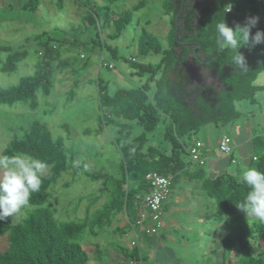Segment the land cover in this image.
Instances as JSON below:
<instances>
[{"label":"trees","instance_id":"16d2710c","mask_svg":"<svg viewBox=\"0 0 264 264\" xmlns=\"http://www.w3.org/2000/svg\"><path fill=\"white\" fill-rule=\"evenodd\" d=\"M64 2L56 0L61 9ZM39 4L40 0H26L23 10L35 12ZM143 5L141 0L134 11ZM229 7L231 11L227 10ZM164 8L170 15L169 47L163 48L159 40L148 32L140 40V51L160 55L159 61L139 63L133 57L124 59L135 70L140 83L135 87H120L112 93L110 81L97 78L99 103L103 111L97 128L86 129L84 133L98 136L107 128L115 129L113 142L120 154L117 176L92 173L85 163H77L75 153L66 145L64 138L55 137L41 122H35L3 150V155L21 153L44 161L51 168L43 175L40 191L30 198L29 204L35 207L20 221L15 222L13 216L0 220V239L6 236L8 240V248L0 251V264H90V255L82 240L88 233L98 237L121 212L130 221L138 213L139 203L149 190L150 184L145 177L154 170L171 177L172 189L182 176L200 182L205 195L214 202L215 221L222 222L229 231L223 243L225 251L229 255L242 252L240 264H264V248L257 253L254 248L256 241L259 245L260 235L264 236V222L247 218L246 213L236 205L244 201L249 190L240 179L243 169L237 167L236 172L225 170L211 174L206 162L197 165L195 170L191 169L190 150L200 138L195 139L191 146H187L185 141L191 140L209 124L234 126L243 117L237 102L256 101V93L261 86L255 81L263 71V65L240 50L249 68L247 72H241L229 64L230 50L221 48L217 55L219 36L216 24L225 20L228 26L230 23L244 26L246 16L252 15L258 16L259 22L251 32L264 31V0H164ZM132 13L124 12L113 21L108 18L102 24L98 11L92 10L86 14L84 25L86 29L87 25L92 27L94 35L83 42L77 37L70 42L66 39L67 34L44 30L27 37L18 49L0 45V70L4 73L15 71L18 63L29 55V48L25 46L30 41L36 45L34 72L22 77L16 85L0 88V104L13 105L22 101L35 110L39 105L38 92L44 97L51 94L54 71L64 72L71 68L76 76L80 68H87L86 64L77 63L75 57L64 56V52L77 45H89L92 52L103 55L106 51L113 59L119 58L117 47L110 42L121 36ZM178 13L179 29L176 30ZM86 29L82 25L78 30L84 32ZM105 29L109 30L106 33L108 43L102 38ZM80 58L86 56L81 54ZM189 62L208 68L217 77L220 87L193 82L188 74ZM78 86L79 80L74 78L67 101L75 99ZM160 124L164 125V130L162 140L157 142L154 131ZM136 127L139 132L135 131ZM251 144L255 155L247 167L264 170V140L257 136ZM234 150L227 155L230 162L235 158ZM67 171L73 176L86 175L92 180L105 179L107 182V186L91 196V204L82 219L62 221L56 218L52 205L45 206L48 189ZM104 194L106 201L103 206L92 210ZM161 218L164 219L163 214ZM154 236L146 235L145 239L150 242ZM116 246L121 262H149L148 254L141 245L128 248L117 243ZM95 247L91 251L102 253L100 245Z\"/></svg>","mask_w":264,"mask_h":264},{"label":"rangeland","instance_id":"374dc122","mask_svg":"<svg viewBox=\"0 0 264 264\" xmlns=\"http://www.w3.org/2000/svg\"><path fill=\"white\" fill-rule=\"evenodd\" d=\"M140 1L65 0L61 9L57 6L56 0H40L39 7L35 12L22 9L11 12L10 9L0 8V45H9L13 49H18L27 37L30 38L44 30L53 34H67L66 39L70 42L74 41L76 37L83 42L94 35L92 27L87 25L86 29V25H84L86 14L91 13L92 10L98 11L102 24L108 18L109 21H113L124 12H134L121 36L110 42L117 47L119 58L113 59L106 51L103 55L92 52L89 45H77L71 51L64 52V56L75 57L77 63L86 64L87 68H80L76 76H74L71 68L64 72L54 71L51 94L44 97L39 91V105L35 110L22 101L13 105L0 104V156H3L2 152L10 141L15 137H21L35 122H41L49 127L55 137L62 136L64 138L66 145L75 153L77 163H85L90 172L96 174L106 173L112 176L119 174L120 154L113 142L115 129L113 127L107 128L98 136L85 134L84 131L97 128L103 111L99 103L97 78L110 81L109 87L112 93L120 87H135L140 83V78L135 75V70L124 59L133 57L139 63H156L160 59V55L153 52L142 53L140 51V40L141 37H145V32L155 36L163 48L169 47L171 23L170 15L166 13L164 8V0H143V7L134 11V7ZM82 25L86 29L84 32L78 30ZM72 27H76L77 30L71 31ZM110 29H113V27ZM108 31L105 29L102 36L107 43L106 33ZM25 48H29L30 53L18 63L15 71L4 73L0 70V88L16 85L22 77L34 72L36 62L34 49H36V45L33 41H30ZM240 50L263 65V71L255 81L256 85L261 86L256 93V101L254 103L248 100L237 102V108L243 113V117L234 125V130L229 131V126L209 124L206 126L208 130L205 127L199 133H196L191 140H185L187 146H191L197 138L203 139L206 137L213 141V146L207 150V153L227 156L219 148L220 139L224 133L230 132L232 136L234 133L236 135L240 130V126L251 130L253 133L252 141L257 136L264 140V42L255 46L246 44ZM81 54H84L86 58H80ZM102 60L104 62H114L115 67L108 68L103 65ZM188 74L195 83H206L217 88L220 87L217 77L204 66L189 62ZM74 78L79 80V86L76 90L77 95L72 101H67L66 96ZM163 130L164 125L160 124L154 131V134H156L155 141L160 142L162 140L161 133ZM135 131L139 132V129L136 127ZM251 147L249 154H247L250 159L255 155V150L253 146ZM237 153L238 150L235 155ZM206 167L208 168V165ZM50 168L51 166L47 164L43 175L47 174ZM196 168L197 164L192 162L191 169L195 170ZM105 186H107L105 179L92 180L86 175L73 176L71 172L67 171L61 175L56 184L48 189V202L45 206L52 205L56 218L62 221L82 219L86 216L88 205L91 204V196L99 193L101 188ZM197 186V181L189 182L184 176L175 183L171 194L164 201L163 218L166 221L175 218L179 222V225L172 224L170 225L171 228L167 227L166 229V231L177 237V241L168 243V240H166L167 249L155 254L159 253L162 254V257H166V254H170L168 251L173 250L175 253L174 258L167 256L178 261L179 264H219L222 257L221 253L218 252V249L214 253L210 252V236L207 233L215 221V208L210 203L213 200L202 193V189ZM183 190L195 197L196 202L200 203L206 200L205 197L207 198V202L203 206H198L205 213L203 215H206L207 221L199 218L200 214L196 212L198 208L191 211L185 208L187 201L180 200L184 194ZM80 198H83V200L80 201ZM105 201L106 195L104 194L92 207V210L101 208ZM34 207L28 203L27 206L13 216L14 221H20ZM145 211L148 213L147 209ZM119 214L123 217L126 216L123 212ZM138 217L139 213L132 216L128 224L131 229L136 228L140 232V245L142 250L145 251L148 248V241L145 239V232L140 231V228L136 225ZM116 219L117 217H115L112 225L107 227L98 237L88 235V233L82 240L83 247L89 252L90 264L97 262L98 255L102 262L109 261L107 258L113 245L119 243L113 233V228L119 225V221L116 222ZM131 235L132 238L134 235L133 233ZM96 244L100 245L102 253L95 254L94 251H91V249L96 248ZM261 244L264 245V239L261 240ZM7 248L8 240L5 236L0 239V251ZM226 253L229 255L228 252ZM175 261H171V263ZM155 262L159 264L160 261L158 262L155 259L153 263L155 264Z\"/></svg>","mask_w":264,"mask_h":264},{"label":"clouds","instance_id":"9594fccd","mask_svg":"<svg viewBox=\"0 0 264 264\" xmlns=\"http://www.w3.org/2000/svg\"><path fill=\"white\" fill-rule=\"evenodd\" d=\"M258 22V16L249 17L243 27L237 25L235 30L225 20L216 24L221 48L232 53L229 64L241 72L249 69L241 47L264 42V31L258 30L254 36L250 35ZM46 167V162L21 153L0 156V220L14 216L28 205L32 194L41 189ZM240 179L249 190L237 207L246 213L247 218L264 222V170L245 167Z\"/></svg>","mask_w":264,"mask_h":264},{"label":"crops","instance_id":"0c3cea01","mask_svg":"<svg viewBox=\"0 0 264 264\" xmlns=\"http://www.w3.org/2000/svg\"><path fill=\"white\" fill-rule=\"evenodd\" d=\"M26 0H0V8L4 9V10H11L12 11H16V10H23V6L25 4ZM76 4V2H75ZM257 80V79H256ZM234 126L232 127H228L229 131H232ZM240 130H238L237 134L233 135V140H234V153H236V151L238 150L237 155H235V163L230 162L229 156H218L217 154L215 155H210L209 153H207L208 149H211V147L213 146V141H211L210 138H203L201 140L204 141V146L202 147V153L204 155V157H206V165H208L209 168V172L212 173H220L223 171H230V172H236V169H244L245 167H247L250 163V156L247 155L249 154L250 150H251V141H252V136L253 133L251 132V130L249 128L244 129L243 127H239ZM205 129L208 130V127H206ZM234 130V129H233ZM232 134V133H230ZM238 167V168H237ZM239 173V172H238ZM189 182H194V181H190L189 179H187ZM197 187L201 188V184L200 182L197 181ZM203 191V190H202ZM183 196L181 197L180 200L182 201H187L186 207L189 211L191 210H195L196 208H198V206H203L207 201V198L205 197L206 200L199 202L195 201V197L191 196L190 194H188L186 191L183 190ZM204 193V192H202ZM212 204V206L215 208L214 202H210ZM191 204V205H190ZM197 204V205H196ZM199 204V205H198ZM211 206V207H212ZM210 208V207H209ZM208 210V209H207ZM198 214H200V219L207 221L206 219V215H203L205 213L202 212V209H197ZM207 214V213H206ZM126 215V214H125ZM120 219L122 220L120 222ZM119 221V225L116 226L115 228H113V233H114V237L117 239V241L122 244L125 247L128 248H132L131 246V241L133 239V237L131 238V233H133L132 229L129 228L128 229V222H129V218L126 215L125 217H123V215L118 214L116 222ZM163 227L162 229L152 238V240H150V242L148 243V248L150 249H145L146 253L148 254V260L149 262L145 264H154L153 261L156 259L159 264H179L178 261H175L169 257L174 258L173 256L175 255L173 250H169L168 252L170 254H166V257H162V254H159V251H163L164 249H167L168 246H166L167 242L166 240H168L169 242H176L177 241V237L171 232L166 231L167 227H170V225H179V222L175 219V218H171L169 221H166L163 219ZM117 224V223H116ZM171 228V227H170ZM228 229L226 228V226L222 223V222H216L214 221L212 223V228L207 232L209 233L210 236V245H209V249L210 252L214 253V251H216V249H218V252L221 253V262L219 264H240V258L242 256V252H238V253H234L233 256L228 255L227 259L225 257V246H224V239L226 238L227 234H228ZM130 235V236H129ZM264 239L263 235H260V240H259V245H257V241L255 242V252H259L261 250V248H264L261 244V240ZM189 241V240H188ZM187 241V242H188ZM98 252V251H97ZM110 252V251H109ZM156 252H159L157 254H155ZM100 254V253H99ZM160 256H159V255ZM160 257L158 258L157 257ZM168 255V256H167ZM120 253L117 251V246L116 244L113 245L112 250L107 258V261L102 262V259L100 258V256H97V264H127L126 262H121L119 260L120 257ZM175 261L173 263H171V261ZM169 261V263H168ZM162 262V263H161ZM95 263V264H96ZM93 264V263H92ZM156 264V262H155Z\"/></svg>","mask_w":264,"mask_h":264},{"label":"built area","instance_id":"2783aa9c","mask_svg":"<svg viewBox=\"0 0 264 264\" xmlns=\"http://www.w3.org/2000/svg\"><path fill=\"white\" fill-rule=\"evenodd\" d=\"M227 10L231 11L232 9L229 7ZM249 17L254 16L247 15L246 19ZM104 65H109L110 68L114 67L112 62H104ZM204 145V141L198 139L191 147L190 153L192 162L197 165H204L206 162V158L203 156L201 150ZM219 148L225 154H231L235 147L233 136L230 133H224L222 135ZM145 178L149 182L150 187L139 203V217L136 220V225L140 228V231L145 232L146 235H156L164 225L161 218L163 214V202L171 194L173 184L171 177L163 175L156 170L147 173ZM145 209L148 210V213H146ZM132 231L134 237L131 241V245L140 246V232L136 228H132Z\"/></svg>","mask_w":264,"mask_h":264},{"label":"water","instance_id":"95a60500","mask_svg":"<svg viewBox=\"0 0 264 264\" xmlns=\"http://www.w3.org/2000/svg\"><path fill=\"white\" fill-rule=\"evenodd\" d=\"M179 13H180V12H179ZM179 13L177 14V16H176V18H175L176 30L179 29ZM229 25H230L231 27H235V28H236L238 24L230 23ZM239 26H240V27H243V26H241V25H239ZM250 35L254 36L255 34L251 32ZM220 50H221V45H220V41H219V49H218L217 55L219 54ZM217 55H216V56H217ZM213 59H214V58H213ZM207 62H210V61H207Z\"/></svg>","mask_w":264,"mask_h":264}]
</instances>
